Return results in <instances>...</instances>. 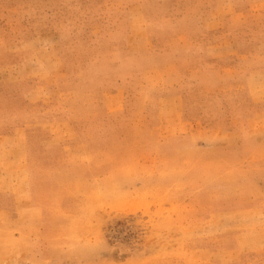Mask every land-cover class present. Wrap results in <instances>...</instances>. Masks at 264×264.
<instances>
[{
	"label": "rangeland",
	"instance_id": "rangeland-1",
	"mask_svg": "<svg viewBox=\"0 0 264 264\" xmlns=\"http://www.w3.org/2000/svg\"><path fill=\"white\" fill-rule=\"evenodd\" d=\"M205 5L213 7L211 13L201 8ZM24 30L48 35L45 47L61 42L64 69L56 78L70 103L57 116L67 113L77 122L104 119L110 144L114 138L130 145L142 141L144 133L152 137L151 146L123 147L115 163L137 182L131 198L138 202L122 199L100 212L94 207L86 212L104 213L98 234L92 235L91 245L101 246L92 250V260L264 264V195L250 200L264 194V139L245 140L234 128V162L219 168L207 166L208 161L195 166L197 145L211 142L212 130L205 138L187 136L172 144L158 139V131L176 134L181 117L203 113L201 86L226 87L233 99L216 108L227 114L234 105L227 101H243L264 85V0H0V33L15 36ZM224 42L229 44L219 48ZM192 72L196 75L189 76ZM140 88L150 89L158 102L148 105L144 96L135 105L130 92ZM49 113L56 117V106ZM131 118L140 119L124 124ZM33 131L27 153L0 152L1 254L18 241L22 213L31 208L34 192L54 190L68 173L81 175L79 167L56 169V149L41 151L39 130ZM219 135L218 141L227 143L223 131ZM149 148L151 161L171 162L141 185L139 168ZM251 152L259 160L244 165ZM8 228L13 231L6 235ZM84 255L79 250L74 256Z\"/></svg>",
	"mask_w": 264,
	"mask_h": 264
},
{
	"label": "crops",
	"instance_id": "crops-1",
	"mask_svg": "<svg viewBox=\"0 0 264 264\" xmlns=\"http://www.w3.org/2000/svg\"><path fill=\"white\" fill-rule=\"evenodd\" d=\"M4 2L7 5L13 4ZM201 8L211 13L213 7L205 5ZM34 32L24 30L15 36L0 33V152L27 153L34 142V128L39 130L36 142L42 148L41 151L56 149V169L60 166L67 169L79 167L81 175L78 179L74 174L68 173L66 178L56 183L54 190H38L33 193L31 208L22 213L23 226L17 232L18 241L8 248L7 253H0V262L98 264L89 255L92 256L93 249L101 248L91 244L94 242L92 235L98 234L97 221L104 217V213L86 212L91 207L100 212L122 199L129 200L127 203L132 205L138 202V199L135 201L131 198L132 188L138 186L137 182L133 183L129 173L115 166L121 149L129 144L122 145V141L115 138L111 144L106 143L108 124L102 118L77 122L73 121L70 114L65 117L67 113L57 116L62 111H67L65 107L70 103V99L64 97L60 90L56 78L61 69H64L61 62V42L45 47L43 42L48 35ZM261 38L264 48V35ZM227 43L220 44L219 48H225ZM221 55L224 53L216 54ZM194 74L196 75L192 72L189 76ZM148 90L150 91L148 88H140L130 92L135 105L137 97L144 96L148 105L158 102ZM226 91L225 86H201L199 102L203 113L197 117H181L180 129L176 134L158 131L159 142L166 145L172 144L174 139L187 136L205 138L206 136L202 137L204 132L212 130L207 134L212 133L214 137L209 136L212 141H203L197 145L195 166L204 167L205 161H208L207 166L215 168L233 164L234 159L230 155L236 152L231 145L233 137L239 134L245 140L249 137L264 139V85L240 102L234 99L230 103L233 97L226 96ZM226 98L229 105L234 104L227 108V114L224 109L216 108L225 105ZM52 106H56V117L53 115L55 113H49ZM139 119L131 118L124 121V124H133ZM234 128L243 132L235 134ZM222 131L228 138L227 143L218 141ZM142 139L135 140L130 145L143 142L147 146L152 145V137L147 133H144ZM148 153L149 157L144 155V163L139 168L143 174L141 185H145V179L151 180L158 170L167 169L168 166L164 164L171 162L160 158L151 161L153 158H150V148ZM248 155L244 165L259 160L255 152ZM200 162L202 163L199 164ZM263 195H256L250 200H263ZM12 231L9 228L4 230L6 235ZM52 233H56V236L49 238L48 235ZM79 250L84 251L85 258L74 256Z\"/></svg>",
	"mask_w": 264,
	"mask_h": 264
}]
</instances>
